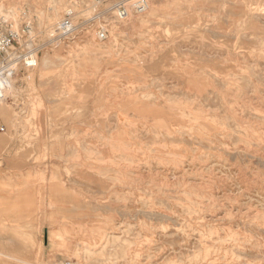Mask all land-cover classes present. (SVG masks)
Listing matches in <instances>:
<instances>
[{
  "label": "rangeland",
  "instance_id": "rangeland-1",
  "mask_svg": "<svg viewBox=\"0 0 264 264\" xmlns=\"http://www.w3.org/2000/svg\"><path fill=\"white\" fill-rule=\"evenodd\" d=\"M120 1L0 0V264H264V0Z\"/></svg>",
  "mask_w": 264,
  "mask_h": 264
},
{
  "label": "built area",
  "instance_id": "built-area-1",
  "mask_svg": "<svg viewBox=\"0 0 264 264\" xmlns=\"http://www.w3.org/2000/svg\"><path fill=\"white\" fill-rule=\"evenodd\" d=\"M84 1L95 10L104 0ZM131 6L137 14H143L148 7L146 0H134L133 5L130 6L127 5L126 1H120L113 7L116 21L119 23L126 21ZM76 7L77 2H74L64 10L62 20L56 25L53 31L52 44L56 43L59 45L64 44L67 40H73V34L77 29V26L74 25ZM95 13L96 11H94V14L87 18L86 21L91 22L101 15L96 14L95 16ZM30 26V23H25L21 26L19 31H16L8 23L0 21V103L8 99L13 82L18 76V73L21 70L30 71L37 66L39 51L31 47L28 48L27 42L25 43L23 41L31 32ZM97 33L100 40H105L107 37V30H105V27L100 28ZM10 105L16 112H19L18 104H16L14 99L10 100ZM4 132L5 128L3 126L0 127V133Z\"/></svg>",
  "mask_w": 264,
  "mask_h": 264
},
{
  "label": "water",
  "instance_id": "water-1",
  "mask_svg": "<svg viewBox=\"0 0 264 264\" xmlns=\"http://www.w3.org/2000/svg\"><path fill=\"white\" fill-rule=\"evenodd\" d=\"M44 242H46V233H45V236H44Z\"/></svg>",
  "mask_w": 264,
  "mask_h": 264
}]
</instances>
